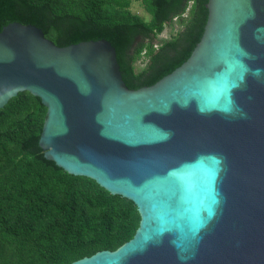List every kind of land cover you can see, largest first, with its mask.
<instances>
[{"label": "water", "instance_id": "obj_1", "mask_svg": "<svg viewBox=\"0 0 264 264\" xmlns=\"http://www.w3.org/2000/svg\"><path fill=\"white\" fill-rule=\"evenodd\" d=\"M190 58L131 90L107 40L0 32V109L42 100L45 158L132 201L134 238L72 264H264V0H209Z\"/></svg>", "mask_w": 264, "mask_h": 264}, {"label": "trees", "instance_id": "obj_2", "mask_svg": "<svg viewBox=\"0 0 264 264\" xmlns=\"http://www.w3.org/2000/svg\"><path fill=\"white\" fill-rule=\"evenodd\" d=\"M132 1L0 0V32L12 23L34 25L59 47L107 40L124 82L138 90L190 58L205 31L209 0H135L150 21L131 12ZM174 18L179 31L156 50V38ZM144 51L148 63L138 73ZM47 112L29 92L0 109V264H72L116 251L140 227L132 201L45 158L40 139Z\"/></svg>", "mask_w": 264, "mask_h": 264}, {"label": "rangeland", "instance_id": "obj_3", "mask_svg": "<svg viewBox=\"0 0 264 264\" xmlns=\"http://www.w3.org/2000/svg\"><path fill=\"white\" fill-rule=\"evenodd\" d=\"M130 10H131V12L133 14L142 17L146 21H150V19H151V16L145 10V8H144L143 4L141 3V1L133 0ZM179 28H180V26H179V24L177 22L174 23L173 25H169L167 30H166V33H165V38H167V39H164V40H169L172 36L176 35V33L178 32ZM144 63L145 62H143V61H140V62L136 63V70H137L136 72L140 73L143 70V68L145 66Z\"/></svg>", "mask_w": 264, "mask_h": 264}, {"label": "built area", "instance_id": "obj_4", "mask_svg": "<svg viewBox=\"0 0 264 264\" xmlns=\"http://www.w3.org/2000/svg\"><path fill=\"white\" fill-rule=\"evenodd\" d=\"M184 16H186V15H184ZM178 23V18H174V21H173V24L174 23ZM172 24V25H173ZM168 26L169 25H166V27H165V30L161 33V34H159L158 35V37L156 38V40H155V42H154V48L156 49V50H158L159 49V47L162 45V43L163 42H166V41H169V40H164V39H167V38H165V33H166V30H167V28H168ZM180 29V28H179ZM177 31V30H176ZM179 31V30H178ZM140 61H143V62H145L144 64H145V66H144V68L146 67V65H147V63H148V60L146 59V52L144 51L143 53H142V56H141V58H140V60L138 61V62H140ZM137 62V63H138ZM143 68V69H144Z\"/></svg>", "mask_w": 264, "mask_h": 264}]
</instances>
